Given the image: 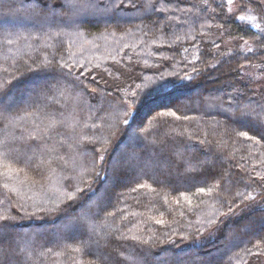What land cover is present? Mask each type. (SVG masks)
<instances>
[{
  "label": "trees",
  "instance_id": "obj_1",
  "mask_svg": "<svg viewBox=\"0 0 264 264\" xmlns=\"http://www.w3.org/2000/svg\"><path fill=\"white\" fill-rule=\"evenodd\" d=\"M250 68L229 0H0V264H264Z\"/></svg>",
  "mask_w": 264,
  "mask_h": 264
},
{
  "label": "rangeland",
  "instance_id": "obj_2",
  "mask_svg": "<svg viewBox=\"0 0 264 264\" xmlns=\"http://www.w3.org/2000/svg\"><path fill=\"white\" fill-rule=\"evenodd\" d=\"M241 0H231L230 2V7L232 9V11L237 14L242 21L248 22V23H252V24H256L257 27L263 28L264 30V17H262L260 14H258L260 16L259 20L257 15H252L251 13L254 11L250 5V2H248V9H242V7L240 6V4L242 3ZM246 0H244L245 2ZM77 42H80L82 40L81 36L76 37ZM95 45V43H90L89 46L91 50L95 51L94 48L97 47L93 46ZM97 50V49H96ZM246 73L248 75H250L255 81L258 87H264V72H260L257 69L254 68H250L246 71Z\"/></svg>",
  "mask_w": 264,
  "mask_h": 264
},
{
  "label": "snow or ice",
  "instance_id": "obj_3",
  "mask_svg": "<svg viewBox=\"0 0 264 264\" xmlns=\"http://www.w3.org/2000/svg\"><path fill=\"white\" fill-rule=\"evenodd\" d=\"M229 2H231V0H229ZM241 135H244L245 137H247L248 136V133H246V132L245 133H241ZM249 138H251V137H249ZM201 191H203V189H201ZM68 198L69 199H73V196L71 194H69Z\"/></svg>",
  "mask_w": 264,
  "mask_h": 264
}]
</instances>
